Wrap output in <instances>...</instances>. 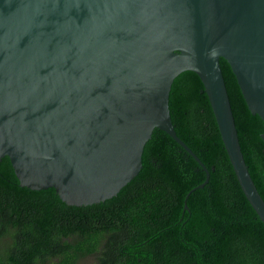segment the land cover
Wrapping results in <instances>:
<instances>
[{"label": "water", "instance_id": "water-1", "mask_svg": "<svg viewBox=\"0 0 264 264\" xmlns=\"http://www.w3.org/2000/svg\"><path fill=\"white\" fill-rule=\"evenodd\" d=\"M220 59L264 124V0H0V160L9 158L21 187L98 204L139 173L159 129L203 168L202 188L209 173L176 135L168 107L173 80L190 71L264 224Z\"/></svg>", "mask_w": 264, "mask_h": 264}, {"label": "trees", "instance_id": "trees-1", "mask_svg": "<svg viewBox=\"0 0 264 264\" xmlns=\"http://www.w3.org/2000/svg\"><path fill=\"white\" fill-rule=\"evenodd\" d=\"M219 64L242 155L264 201V124L227 62ZM168 107L176 135L209 173L202 188L203 168L159 129L144 145L139 173L116 196L87 206L65 204L53 188L21 187L5 156L0 264H264V224L240 188L195 73L173 80Z\"/></svg>", "mask_w": 264, "mask_h": 264}, {"label": "rangeland", "instance_id": "rangeland-1", "mask_svg": "<svg viewBox=\"0 0 264 264\" xmlns=\"http://www.w3.org/2000/svg\"><path fill=\"white\" fill-rule=\"evenodd\" d=\"M83 264H92V258H88Z\"/></svg>", "mask_w": 264, "mask_h": 264}]
</instances>
